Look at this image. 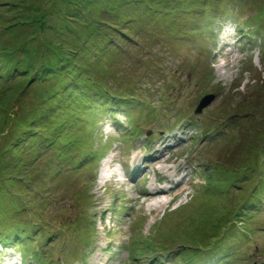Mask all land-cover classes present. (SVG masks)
Instances as JSON below:
<instances>
[{"label": "rangeland", "instance_id": "374dc122", "mask_svg": "<svg viewBox=\"0 0 264 264\" xmlns=\"http://www.w3.org/2000/svg\"><path fill=\"white\" fill-rule=\"evenodd\" d=\"M92 1L0 0V193L7 188L0 240L9 242L0 264L8 247L26 251L18 237L35 239L46 264H155L152 251L165 249L173 251L166 264H184L190 254L210 255L208 264H264V27L256 31L264 0L222 1L220 22L207 29L202 13L183 12L123 27L117 15L138 19L142 10ZM108 5L117 13L110 23L124 34H109L110 46L87 56L86 46L100 41L88 19L101 12L109 21ZM14 54L19 62L9 61ZM74 54L89 76L50 71L34 81L42 68ZM54 119L59 127L47 128ZM13 137L24 140L21 153ZM168 138L176 146L144 162ZM128 160L143 164L140 175L105 182ZM155 163L163 176L183 170L180 184L165 187L176 193L141 195L149 193ZM94 215L93 241L77 226ZM134 230L155 248L133 255ZM47 234L51 240L41 245L38 237ZM216 250H223L220 260L211 255ZM23 264L35 261L25 255Z\"/></svg>", "mask_w": 264, "mask_h": 264}, {"label": "trees", "instance_id": "16d2710c", "mask_svg": "<svg viewBox=\"0 0 264 264\" xmlns=\"http://www.w3.org/2000/svg\"><path fill=\"white\" fill-rule=\"evenodd\" d=\"M222 1L225 2V0H114L113 4L116 3V5H117V3L118 4L119 3L120 4H123V3L126 4L127 3L129 5L130 3H133V6H135V9L139 8L142 10V13L139 12V14L141 16H139L138 19H135V15L132 12H130V13L128 12V13L124 14V16L117 15L116 19H118V17L120 18L119 20L121 21L122 26L124 25L127 27H133V24H135V23H136V25H139L140 23H143V21L141 19L147 18V15H151L150 18H153L154 16H166L167 17L168 15L173 16L176 13H182L183 12V13H187V14L192 13V15H194L195 17L197 16V14L202 13L204 15V19H205V22H204L205 27H203V29H207L206 27L211 28L212 25L220 22L219 16H216V13L222 9V8H219L221 6L220 3ZM98 2L96 0L92 1V3L94 5H97ZM88 3H89V1H88ZM210 3H212V5H210ZM108 7H110V8H108L109 10H106L105 12L107 14L109 21L104 22L103 20H101L102 19L101 12L99 13L98 17L95 16V18H94L91 15L90 16L91 19H88L89 22H87V24H89L94 29L93 32H95V33L97 32L96 34H97L98 38L100 39V41L98 44H95L92 46H90V45L86 46L88 49H84V50L89 51L87 56H90V54L92 52H94V50H96V49H97L98 53L102 54L103 50L106 49V47H109L110 43H112L113 38L111 36H109V34L113 35L112 33H115V32L119 33V35H121L120 33L124 34L122 32L123 29L121 30L120 28H118V23H115L116 21L112 24L110 23V22H112L111 16L116 15L117 13L115 14L114 12H112L115 9V7H113L112 5H108ZM256 18H258V20L261 21L260 25H257L256 31L261 32L262 28L264 27V11H262L261 14L259 12V14L256 16ZM173 23H174V21H173ZM79 24L80 23L78 21H76L75 25L80 26ZM99 24L104 25V27L101 26L100 32L95 31ZM114 24H115V26H113ZM173 29H178V28H177V26H174ZM192 32L193 31H191V33ZM59 47L61 48V46H59ZM28 50H30V49L28 48ZM12 55L13 54L11 53V58H12ZM15 55L16 54H14L13 59H10L8 57L9 61L12 60V61H18L19 62L17 56L15 57ZM75 56L76 55L74 54L73 56H64V57L62 56L61 58H58L57 60H55V63H52L53 66L50 65V66H47V68H45V67H44V69L42 68L39 71V73L37 74V76H35L34 81L35 82L39 81L38 76H44V78H45V76H47V74H50V71H51V73L56 74V76H89L88 74H84V72L80 73V71H79L80 64H78L76 62L77 59H79V58L78 57L75 58ZM80 63H81V61H80ZM10 66L11 65L5 66V67H6V69L9 70V73H12V71L10 70ZM65 69H68L70 71H67L66 73H64ZM90 69L92 71H94L92 69V66L90 67ZM14 71H17V68H14ZM47 71L49 73H47ZM42 72H45V73L43 74ZM90 75L94 76V72H92ZM49 76H51V75H49ZM1 77L8 78L9 75H6L5 71L3 70V72H1ZM116 104L117 103L114 102L113 105L115 106ZM84 112L85 111H83L82 114ZM92 112H95V113H92ZM92 112L89 111L88 118L90 117L91 113L93 115L94 114H98V115L100 114L101 116H103L102 111L94 110ZM64 114H65V112H64ZM75 120H77L78 123H81L80 120L78 119V117ZM55 123H56L55 119H54V121H50L48 123L47 128L50 127L53 130L57 129L59 127L58 126L59 124L56 125ZM89 124H90V122H89ZM83 132H84V130H83ZM11 146L16 151H19L21 153L23 151V147H24V140L21 138L16 139L15 137H13V140L11 141ZM8 166H9V164L6 165V167H8ZM15 167H16V164H15ZM229 181H231V180H229ZM233 182H234V180L231 181L230 183H226V185L228 184V186H229ZM12 185L16 186L15 184H12ZM11 188H14V187H11ZM6 191H7V188H4V193H0V201L5 198L4 194L6 193ZM255 203H253V204H255ZM255 205L258 206V203H256ZM235 221L238 222L237 220H235ZM82 224H86L87 226L81 227ZM89 228H93V225L90 223V221L88 219H84L78 223L77 231L84 229L85 233L89 236V235H91V231ZM79 233H80V231H79ZM4 241L6 242L7 240H4Z\"/></svg>", "mask_w": 264, "mask_h": 264}, {"label": "bare ground", "instance_id": "6f19581e", "mask_svg": "<svg viewBox=\"0 0 264 264\" xmlns=\"http://www.w3.org/2000/svg\"><path fill=\"white\" fill-rule=\"evenodd\" d=\"M172 146H175V144H173L172 142L171 143H168L166 146H165V150H169V149H171L172 148ZM165 150H163V151H165ZM162 155H163V153L161 152V154H160V156H158V157H156L155 159H158V158H160V157H162ZM149 160H151V159H149ZM148 160V161H149ZM107 166H108V163H104V169H106L107 168ZM146 168V167H145ZM149 169H150V167H149ZM147 172V171H146ZM105 173V172H104ZM103 177H104V174H103ZM101 178H102V176H101ZM127 179H129V177H127ZM131 180V179H130ZM153 182L154 181H152V183L151 184H153ZM180 184V183H179ZM182 184V183H181ZM176 185H178V184H176ZM167 185H165V186H162V187H159V188H162V189H165V187H166ZM161 189V190H162ZM173 189V188H172ZM154 191H149V193H146V192H144L143 194H148V195H150V194H153V195H155L154 193H160L161 191L160 190H156V188H154L153 189ZM149 198H151V196H149ZM29 231H31V230H29ZM42 237H44L43 235H42ZM192 264H193V260H192Z\"/></svg>", "mask_w": 264, "mask_h": 264}, {"label": "water", "instance_id": "95a60500", "mask_svg": "<svg viewBox=\"0 0 264 264\" xmlns=\"http://www.w3.org/2000/svg\"><path fill=\"white\" fill-rule=\"evenodd\" d=\"M214 99L213 96L211 97H206L202 100V102L199 104L197 110H196V114H200L202 113L203 109L212 102V100Z\"/></svg>", "mask_w": 264, "mask_h": 264}]
</instances>
